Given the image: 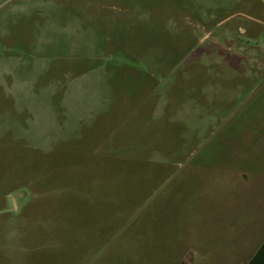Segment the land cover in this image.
<instances>
[{
    "label": "rangeland",
    "instance_id": "obj_1",
    "mask_svg": "<svg viewBox=\"0 0 264 264\" xmlns=\"http://www.w3.org/2000/svg\"><path fill=\"white\" fill-rule=\"evenodd\" d=\"M262 235L264 0H0V264H235Z\"/></svg>",
    "mask_w": 264,
    "mask_h": 264
},
{
    "label": "crops",
    "instance_id": "obj_2",
    "mask_svg": "<svg viewBox=\"0 0 264 264\" xmlns=\"http://www.w3.org/2000/svg\"><path fill=\"white\" fill-rule=\"evenodd\" d=\"M243 32L244 31L241 30V33H243ZM247 237H249V236H247ZM263 242H264V235L257 237V240L254 243H251V244L246 245V242H245L246 250H247L246 251V256L244 258H242L240 260V262L239 261H235L233 263H235V264H245V263H247L255 255V253L258 251L259 247L261 246V244ZM236 243L238 244V241ZM237 256H240L239 253H237ZM190 263H192V262H190ZM220 264H224V262L223 261H220Z\"/></svg>",
    "mask_w": 264,
    "mask_h": 264
},
{
    "label": "trees",
    "instance_id": "obj_3",
    "mask_svg": "<svg viewBox=\"0 0 264 264\" xmlns=\"http://www.w3.org/2000/svg\"><path fill=\"white\" fill-rule=\"evenodd\" d=\"M245 264H264V242L261 244L255 255Z\"/></svg>",
    "mask_w": 264,
    "mask_h": 264
}]
</instances>
